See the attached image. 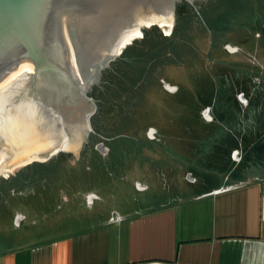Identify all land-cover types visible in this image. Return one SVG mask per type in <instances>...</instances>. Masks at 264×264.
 Wrapping results in <instances>:
<instances>
[{"label": "water", "instance_id": "obj_1", "mask_svg": "<svg viewBox=\"0 0 264 264\" xmlns=\"http://www.w3.org/2000/svg\"><path fill=\"white\" fill-rule=\"evenodd\" d=\"M264 179V0H0V253Z\"/></svg>", "mask_w": 264, "mask_h": 264}, {"label": "crops", "instance_id": "obj_2", "mask_svg": "<svg viewBox=\"0 0 264 264\" xmlns=\"http://www.w3.org/2000/svg\"><path fill=\"white\" fill-rule=\"evenodd\" d=\"M0 264H264V179L1 252Z\"/></svg>", "mask_w": 264, "mask_h": 264}]
</instances>
